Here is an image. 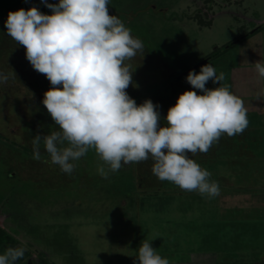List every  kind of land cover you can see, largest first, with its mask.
<instances>
[{
  "label": "rangeland",
  "instance_id": "1",
  "mask_svg": "<svg viewBox=\"0 0 264 264\" xmlns=\"http://www.w3.org/2000/svg\"><path fill=\"white\" fill-rule=\"evenodd\" d=\"M33 6L52 12L42 0H0V26L7 33L9 12ZM108 7L143 43L125 62L134 70L126 91L137 105L151 99L162 127L179 95L193 88L190 71L183 72L214 48L218 53L192 70L199 74L210 63L231 92H253L255 83L240 89L231 74L252 46L259 52L242 67L264 62V23L235 40L264 20V0H110ZM9 47L0 53V73L12 74L0 84V254L26 248L17 264H135L146 239L170 264H264L263 196L255 195L264 182V115L247 112L253 119L242 134H224L207 153L188 154L218 182L216 197L161 181L151 157L105 179L97 171L104 162L89 149L68 174L43 144L40 159L33 158L37 132L58 130L43 104L52 85L23 46L12 40Z\"/></svg>",
  "mask_w": 264,
  "mask_h": 264
},
{
  "label": "clouds",
  "instance_id": "2",
  "mask_svg": "<svg viewBox=\"0 0 264 264\" xmlns=\"http://www.w3.org/2000/svg\"><path fill=\"white\" fill-rule=\"evenodd\" d=\"M42 2L51 14L33 6L10 11L5 21L7 34L26 49L34 70L52 85L43 104L58 130L37 132L31 141L33 158L40 159L43 144L51 162L71 174L73 161L94 149L104 162L97 171L107 179L109 172L151 157L152 172L161 181L209 198L218 196V182L188 154L207 153L222 135L242 134L248 127V109L222 83L224 73L217 75L210 63L199 74L190 71L186 79L193 88L179 95L162 127L158 106L151 99L137 105L126 91L134 70L125 62L143 50V43L109 13L110 0ZM255 70L264 78V62L257 61ZM10 75L0 73V84ZM209 80L219 86L207 88ZM26 251L9 247L0 254V264H17ZM137 257L135 264H170L146 239Z\"/></svg>",
  "mask_w": 264,
  "mask_h": 264
},
{
  "label": "crops",
  "instance_id": "3",
  "mask_svg": "<svg viewBox=\"0 0 264 264\" xmlns=\"http://www.w3.org/2000/svg\"><path fill=\"white\" fill-rule=\"evenodd\" d=\"M263 21L264 20L262 19H258L257 27L262 25L264 23ZM250 50H251L250 53L246 51L241 53L242 54L241 57L243 56L245 58L242 59L239 67H236L235 69H233L231 75H232V79L234 80V85L237 83L235 81H239L237 84H239V86L241 87L240 89L246 88V85L248 84L255 83L253 92L249 93L248 91H244L240 95L239 93H237L236 95L241 97L242 100L244 101V104L248 106L247 112H255L259 115H264V78H260L256 70H254L253 68L249 66L242 67L243 62L249 61L248 59L250 58V54H252L253 56L257 52H259V49L257 52H255V50H257L255 46L250 47ZM258 96L261 98L258 99ZM248 117L249 115L247 116V118ZM250 119H253V118H248V120ZM258 185H260L261 187L257 189L258 192L255 195L263 196V198L261 199L262 203L258 205L264 206V182L262 184L258 183Z\"/></svg>",
  "mask_w": 264,
  "mask_h": 264
},
{
  "label": "trees",
  "instance_id": "4",
  "mask_svg": "<svg viewBox=\"0 0 264 264\" xmlns=\"http://www.w3.org/2000/svg\"><path fill=\"white\" fill-rule=\"evenodd\" d=\"M261 26V25H260ZM260 26H258V27H256L253 31H251V32H248V33H245V34H242V36H240L239 38H238V40H235V42H237V41H240L241 39H243L244 37H246V36H249L251 33H254L255 32V30H257ZM5 29L3 28V26H0V44H3L1 47H4L3 49L0 47V53L3 51H6V49H8V48H10L9 47V44L12 42V38H10V36L4 31ZM5 34L7 35V37L5 36ZM5 49V50H4ZM218 50H219V48H214V50L211 52V53H209L208 55H206L205 56V58L206 57H209V58H211V57H213V56H215L217 53H218ZM26 150H28L27 149V147H24ZM10 175H13V172H11L10 173ZM0 231H3L2 230V228H0ZM2 233V232H1ZM0 233V234H1Z\"/></svg>",
  "mask_w": 264,
  "mask_h": 264
},
{
  "label": "water",
  "instance_id": "5",
  "mask_svg": "<svg viewBox=\"0 0 264 264\" xmlns=\"http://www.w3.org/2000/svg\"><path fill=\"white\" fill-rule=\"evenodd\" d=\"M207 59H209V57L204 58L201 62L195 64L194 66H192V67H190V68H188L186 71L183 72V74H185V73L191 71L192 69H194V68L197 67L199 64H201V63H203L204 61H206Z\"/></svg>",
  "mask_w": 264,
  "mask_h": 264
}]
</instances>
